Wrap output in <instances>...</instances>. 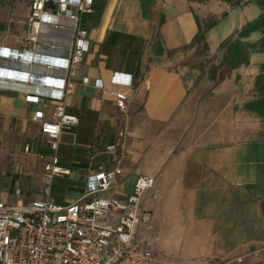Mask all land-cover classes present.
I'll list each match as a JSON object with an SVG mask.
<instances>
[{"label": "crops", "instance_id": "obj_1", "mask_svg": "<svg viewBox=\"0 0 264 264\" xmlns=\"http://www.w3.org/2000/svg\"><path fill=\"white\" fill-rule=\"evenodd\" d=\"M210 5L207 0H95L94 10L84 15L91 44L79 65L68 110L83 120V109H88L100 120L118 118V126H126V157L119 177L135 175L132 185L140 173L155 177L145 199L160 233L158 250L170 248V233L175 239L176 260L163 256L161 264H264V72L236 76L220 68L210 71L211 64L228 59L221 54L208 63L227 44L226 32L218 36L213 25L219 6ZM29 14L24 24L15 19L12 27L19 34L0 37V45L26 43ZM53 34L68 45L69 31L55 29ZM197 46L207 48L202 65L173 63L175 49ZM59 50L67 55L66 47ZM125 72L132 73L131 84L112 81L114 74ZM85 75L92 80L84 82ZM96 78L129 91L127 112L118 114L116 98L96 86ZM27 91L40 98L28 99ZM57 97V91L30 82L26 88L0 87V116L8 124L15 118L20 130L36 135L41 126L35 110L43 109L45 118L53 119ZM71 129L62 131L61 144L74 143L64 137L62 141ZM39 151L51 152L49 143ZM100 152L89 163L79 160L81 167L88 172L114 163L113 155L104 148ZM29 186L20 165L0 169V200L29 199L17 193L30 192ZM31 196L39 195L33 190Z\"/></svg>", "mask_w": 264, "mask_h": 264}, {"label": "built area", "instance_id": "obj_2", "mask_svg": "<svg viewBox=\"0 0 264 264\" xmlns=\"http://www.w3.org/2000/svg\"><path fill=\"white\" fill-rule=\"evenodd\" d=\"M94 2L32 0L26 43L18 47L0 45V59L6 60V64H0V77H16L24 82V86L17 88H26L30 82L58 93L53 119L45 118L40 108L34 113L51 148L49 153L39 151L50 182L41 197L20 198L15 202L0 200V264L162 262L154 244L157 235L153 233V209L145 199L147 191L154 187L155 177L140 173L130 192L105 194L123 173L127 132L124 124L118 126L113 139L104 147V151L114 156L111 166L101 164L88 171L84 191L72 200L60 201L52 195L53 179L72 171L61 162L60 136L65 128H73L80 122L79 115L68 110V99L75 89L79 65L90 48L84 15L94 10ZM55 29L70 32L68 45H64L60 36H54ZM65 47L68 52L64 56L59 49ZM82 79L92 80L88 75ZM112 81L129 85L133 75L116 73ZM93 83L116 98L122 113L127 112L131 96L127 89L105 86L101 78ZM0 87L11 85L0 83ZM26 96L31 100L40 98L38 93L29 91ZM17 193L21 194L20 189ZM158 194L155 190L154 196ZM236 258L241 260L242 256Z\"/></svg>", "mask_w": 264, "mask_h": 264}, {"label": "rangeland", "instance_id": "obj_3", "mask_svg": "<svg viewBox=\"0 0 264 264\" xmlns=\"http://www.w3.org/2000/svg\"><path fill=\"white\" fill-rule=\"evenodd\" d=\"M209 2L212 5L219 6L218 10L220 11V14L217 15L216 18L213 17L215 19L213 25L215 24L214 26L217 29L216 31L218 32V36H224L222 34L223 32H226L224 43L227 42V44L224 47L225 49L223 47L218 48V52L213 53V56L211 55L212 57L210 59H208L205 55L208 54L207 48L197 46L175 49V52H178V56H176L173 60L175 65H177V60L202 65L206 62L205 60L208 59L209 63L211 60L218 58V55H225L227 48L228 54L230 52V56H232V49L236 45L238 31H240L249 21L257 19V17L264 11V0H207V3ZM30 4L31 0H0V37H6L8 35L9 37H13L16 36V34H19L20 31L12 26L14 25L16 18H20L22 22H26L28 12L30 11ZM212 5L210 6L212 7ZM25 22H23V24ZM257 35H259L257 32H252L249 37L243 38H246L245 40L247 42L251 41V43H253L250 50V56L252 59H249L248 62L240 63L234 69L231 67L234 63L229 62V59H227L222 61L221 64H211L209 68L210 71L215 69L217 71L218 68H220L223 74L231 72L236 76L250 75L255 71L258 73L264 72V68L262 67V62L264 61V51L259 48L260 42ZM23 42H26V38L23 39ZM244 55L245 51L243 53V56ZM5 61L6 60L2 61L3 65L6 64ZM260 108L261 110H264L262 106H260ZM83 113V120L80 118V123L70 130L75 133L67 132L62 135V141L63 137L66 141H70L71 139L74 141L73 144H70V142L61 144L60 142L59 147V153L62 160L61 162L64 165L70 166L72 171L70 174L56 176L53 179L52 195L56 198V200H72L82 194L84 191L85 177L88 172L84 167H81L84 166V164H80L79 160L84 163H89L93 156H96L97 153H101L100 151L103 150L105 143L109 140V138H113L118 128V118L112 122L110 119L108 120L105 118L104 120H100L98 113H92L88 111V109H83ZM118 114H122V112L118 111ZM15 121L16 120L14 118L13 122L8 124L5 116H0V169L13 170L17 164L20 165V172L24 177L28 175V181L30 182V192L26 189L23 193L21 192V194L30 196V198L27 197L29 199L36 198L31 196L33 190H36L37 195H39L37 197H41L45 194L44 189L50 181L45 173L44 159L39 157L40 152H38V149L40 146L47 147L49 143L48 139L39 129L37 130L38 134L36 135H34V130L33 132L29 131L28 133H25L20 130V126H18V123H16L17 121ZM28 142L31 144L29 145V149L26 148ZM42 152L49 153V151ZM93 163L95 162L93 161ZM134 176L135 175H131L130 177H126L124 179L123 177H118V183H116L115 186H113L105 194H125L130 192V189L133 186L132 181ZM66 180H69V184L70 180L71 182L73 181L70 187L67 186ZM61 183L63 189L60 188ZM58 197H60V199ZM153 222V233L157 235L154 242L157 253H159L162 258L163 256H167L168 259L173 258L176 260V247L172 245V241H175V239L174 237L172 239L171 233L169 234L167 240V245L170 248H167L168 250L166 251L158 250L160 233L158 232L155 219H153ZM181 262V264H190V262L186 261Z\"/></svg>", "mask_w": 264, "mask_h": 264}, {"label": "trees", "instance_id": "obj_4", "mask_svg": "<svg viewBox=\"0 0 264 264\" xmlns=\"http://www.w3.org/2000/svg\"><path fill=\"white\" fill-rule=\"evenodd\" d=\"M254 30H260L261 32H263V35L258 40L260 42L259 48L261 50H264V11L257 17V19L249 21L247 24H245L242 27L240 31H238V38L236 40V45L232 49L233 51L232 56H230V52L228 54V48L225 54V56H227V58L229 59V62L236 64L237 62H247L249 60V52L250 49L252 48L253 43H248L243 38L249 36L251 32ZM244 51H245V55L243 56ZM81 162L82 161L80 160V163ZM72 183L73 181L71 182L70 180V184H69V180H66L67 186L70 187ZM60 188L63 189L62 183ZM58 198L60 199V197Z\"/></svg>", "mask_w": 264, "mask_h": 264}, {"label": "bare ground", "instance_id": "obj_5", "mask_svg": "<svg viewBox=\"0 0 264 264\" xmlns=\"http://www.w3.org/2000/svg\"><path fill=\"white\" fill-rule=\"evenodd\" d=\"M22 65H24V64H22ZM4 71H6V70H4ZM0 83L5 84V85L9 84V85H12L15 87H17V86L19 87V85L23 86L22 83H18L16 81H14L13 78H9L8 80L0 79Z\"/></svg>", "mask_w": 264, "mask_h": 264}, {"label": "water", "instance_id": "obj_6", "mask_svg": "<svg viewBox=\"0 0 264 264\" xmlns=\"http://www.w3.org/2000/svg\"><path fill=\"white\" fill-rule=\"evenodd\" d=\"M12 78H14V79H13L14 81H16V82H18V83H22V85L24 84V82L18 81L16 77H12ZM0 79L8 80L6 77H3V78L0 77ZM8 85H9V84H8ZM11 86H12V85H11ZM19 86H21V85H19ZM23 86H24V85H23ZM14 87H15V86H14ZM17 87H18V86H17Z\"/></svg>", "mask_w": 264, "mask_h": 264}]
</instances>
